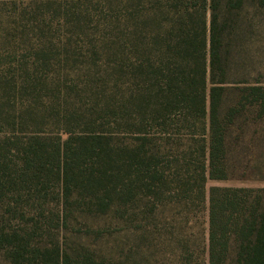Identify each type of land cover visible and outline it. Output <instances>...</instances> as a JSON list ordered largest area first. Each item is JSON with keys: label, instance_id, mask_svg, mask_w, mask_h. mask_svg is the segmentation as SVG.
I'll return each mask as SVG.
<instances>
[{"label": "trees", "instance_id": "obj_1", "mask_svg": "<svg viewBox=\"0 0 264 264\" xmlns=\"http://www.w3.org/2000/svg\"><path fill=\"white\" fill-rule=\"evenodd\" d=\"M243 1L0 0V248L13 264H98L65 241L77 214L157 232L163 206L191 210L175 264H264V185L205 191L206 178L264 180V79H228L223 52Z\"/></svg>", "mask_w": 264, "mask_h": 264}, {"label": "rangeland", "instance_id": "obj_2", "mask_svg": "<svg viewBox=\"0 0 264 264\" xmlns=\"http://www.w3.org/2000/svg\"><path fill=\"white\" fill-rule=\"evenodd\" d=\"M222 42L223 52L227 55L228 79H264V5L258 4L256 0H244L240 8L231 10L226 20ZM237 157L240 158V155ZM239 162L238 166L241 164ZM212 184L264 185V180L251 176L206 178V192ZM154 214L157 232L124 227L111 215L84 216L80 213L71 221L74 229L81 227L80 230L64 231L65 241L72 246L70 250L73 252L85 250V247L91 249L98 264H175L170 250L177 251L183 243L191 248V231L194 229L191 210L182 206L173 210L171 206H163ZM11 222L22 223L19 219H12ZM83 224L92 230L84 232ZM98 227L107 229L101 234H95L94 229ZM175 238L180 239L181 243L176 244ZM149 240L156 245L146 246ZM44 241L45 239L32 242L42 246L46 244ZM0 264H13L3 248H0Z\"/></svg>", "mask_w": 264, "mask_h": 264}]
</instances>
